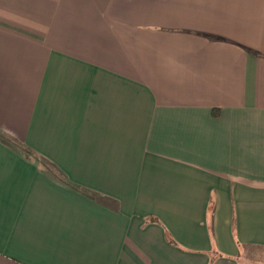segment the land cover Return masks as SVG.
<instances>
[{
  "label": "crops",
  "instance_id": "obj_1",
  "mask_svg": "<svg viewBox=\"0 0 264 264\" xmlns=\"http://www.w3.org/2000/svg\"><path fill=\"white\" fill-rule=\"evenodd\" d=\"M251 247L264 0H0V264H247Z\"/></svg>",
  "mask_w": 264,
  "mask_h": 264
},
{
  "label": "rangeland",
  "instance_id": "obj_2",
  "mask_svg": "<svg viewBox=\"0 0 264 264\" xmlns=\"http://www.w3.org/2000/svg\"><path fill=\"white\" fill-rule=\"evenodd\" d=\"M247 254L243 250L241 253L242 260L247 264H264V248L262 247H251L247 249Z\"/></svg>",
  "mask_w": 264,
  "mask_h": 264
}]
</instances>
